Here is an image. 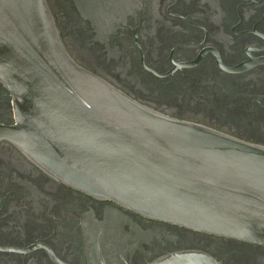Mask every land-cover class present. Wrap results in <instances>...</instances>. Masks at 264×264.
Segmentation results:
<instances>
[{
    "label": "flooded vegetation",
    "instance_id": "flooded-vegetation-1",
    "mask_svg": "<svg viewBox=\"0 0 264 264\" xmlns=\"http://www.w3.org/2000/svg\"><path fill=\"white\" fill-rule=\"evenodd\" d=\"M49 1L79 66L163 116L264 147V0H108L96 16ZM14 124L0 83V125ZM176 254L264 264L263 246L95 198L0 142V264H158Z\"/></svg>",
    "mask_w": 264,
    "mask_h": 264
},
{
    "label": "water",
    "instance_id": "water-1",
    "mask_svg": "<svg viewBox=\"0 0 264 264\" xmlns=\"http://www.w3.org/2000/svg\"><path fill=\"white\" fill-rule=\"evenodd\" d=\"M75 1L96 16L90 11L108 0ZM0 83L15 118L0 125V142L57 181L145 217L264 247V147L163 116L79 66L49 0H0ZM196 262L176 254L158 264Z\"/></svg>",
    "mask_w": 264,
    "mask_h": 264
}]
</instances>
